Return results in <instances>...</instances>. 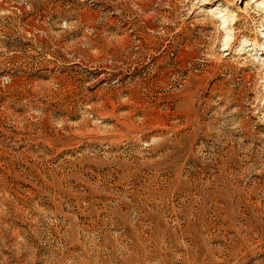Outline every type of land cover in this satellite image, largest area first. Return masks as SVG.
I'll list each match as a JSON object with an SVG mask.
<instances>
[{
	"label": "rangeland",
	"instance_id": "obj_1",
	"mask_svg": "<svg viewBox=\"0 0 264 264\" xmlns=\"http://www.w3.org/2000/svg\"><path fill=\"white\" fill-rule=\"evenodd\" d=\"M263 46L264 0H0V264H264Z\"/></svg>",
	"mask_w": 264,
	"mask_h": 264
},
{
	"label": "bare ground",
	"instance_id": "obj_2",
	"mask_svg": "<svg viewBox=\"0 0 264 264\" xmlns=\"http://www.w3.org/2000/svg\"><path fill=\"white\" fill-rule=\"evenodd\" d=\"M264 47V46H263ZM228 50V49H227ZM263 50V49H262Z\"/></svg>",
	"mask_w": 264,
	"mask_h": 264
}]
</instances>
